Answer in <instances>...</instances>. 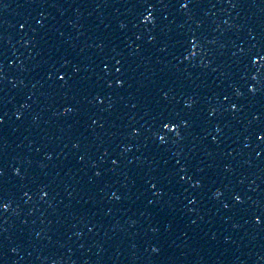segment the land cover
<instances>
[{"label": "water", "instance_id": "water-1", "mask_svg": "<svg viewBox=\"0 0 264 264\" xmlns=\"http://www.w3.org/2000/svg\"><path fill=\"white\" fill-rule=\"evenodd\" d=\"M0 264H264V0H0Z\"/></svg>", "mask_w": 264, "mask_h": 264}]
</instances>
